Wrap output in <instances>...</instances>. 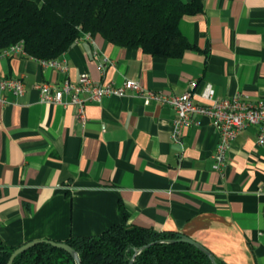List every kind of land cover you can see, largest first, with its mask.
I'll list each match as a JSON object with an SVG mask.
<instances>
[{
    "label": "crops",
    "instance_id": "crops-1",
    "mask_svg": "<svg viewBox=\"0 0 264 264\" xmlns=\"http://www.w3.org/2000/svg\"><path fill=\"white\" fill-rule=\"evenodd\" d=\"M188 1V0H183ZM179 29L193 45L178 57L82 35L55 58L65 70L30 56L0 58V75L21 77L24 93L0 102V238L11 247L33 239L93 236L121 221L184 233L224 264H264V150L258 127L239 132L220 170L212 154L217 128L208 117L170 137L173 108L134 93L85 104L40 101L35 85L136 79L181 95L196 81L194 101L210 84L214 97L241 92L264 98V0H203ZM106 64L101 73L99 63ZM63 100L68 102L69 96Z\"/></svg>",
    "mask_w": 264,
    "mask_h": 264
},
{
    "label": "trees",
    "instance_id": "trees-1",
    "mask_svg": "<svg viewBox=\"0 0 264 264\" xmlns=\"http://www.w3.org/2000/svg\"><path fill=\"white\" fill-rule=\"evenodd\" d=\"M203 9V0H0V49L22 40L28 56L59 57L84 33L100 34L111 43L137 47L152 55L178 57L193 45L179 29L184 15ZM121 221L93 236L65 240L81 264H127L131 247L177 237L173 231L128 224V212L118 205ZM15 247L0 238V264ZM218 264H224L216 258ZM12 264H75L64 250L38 243L18 254ZM132 264H211L185 242H157L136 255Z\"/></svg>",
    "mask_w": 264,
    "mask_h": 264
},
{
    "label": "built area",
    "instance_id": "built-area-1",
    "mask_svg": "<svg viewBox=\"0 0 264 264\" xmlns=\"http://www.w3.org/2000/svg\"><path fill=\"white\" fill-rule=\"evenodd\" d=\"M90 37L89 33H84ZM15 55L28 56L22 40L11 43L0 49V58H8ZM42 63L65 70V66L56 59L41 60ZM106 64L99 63L101 73ZM39 92L40 101L56 104H71L75 108L79 121L86 119L85 104L88 101L100 102L104 97L122 96L134 93L143 99L144 104L156 101L173 108L175 116L171 121L170 137L180 151L184 147V130L193 125H199V117L205 116L212 120L217 128L218 141L212 154L214 169L220 170L226 159V151L240 131L248 126L258 127L256 144L264 150V98L255 101L247 95L238 92L230 97H214V89L210 84L204 86L200 95L207 102L194 101L196 81L189 83L188 90L181 95H169L160 91H152L145 88L136 79H124L120 83L101 82L95 83L87 73H81L77 81L63 80L60 84L42 82L35 85ZM6 91L16 96L24 93V82L21 77L0 75V102H6L2 94ZM68 95L69 101L63 100Z\"/></svg>",
    "mask_w": 264,
    "mask_h": 264
},
{
    "label": "water",
    "instance_id": "water-1",
    "mask_svg": "<svg viewBox=\"0 0 264 264\" xmlns=\"http://www.w3.org/2000/svg\"><path fill=\"white\" fill-rule=\"evenodd\" d=\"M157 242H171V243L172 242H185V243H188V244L194 246L195 248H197L198 250H200L203 254H205L208 257V259L210 260L211 264H218L216 261V257L213 255V253L206 246H204L199 241L191 238L190 236H188L184 233H177V237H175V238L152 241V242L147 243V244H145L139 248L131 247L133 253H132V256L130 257L127 264H132V262L135 259L137 254H139L143 249H145V248L149 247L150 245L157 243ZM38 243H47V244L51 245L52 247L60 248L64 251H66L72 257L75 264H81L80 256H79L78 252L72 246H70L65 241L51 240V239H33V240L26 241L25 243L15 247L11 251V253H10L5 264H12L14 258L18 254L22 253L24 250H26L29 247H31L35 244H38Z\"/></svg>",
    "mask_w": 264,
    "mask_h": 264
}]
</instances>
